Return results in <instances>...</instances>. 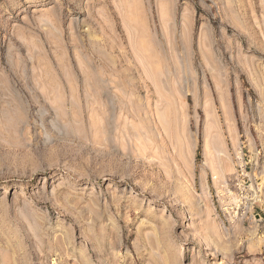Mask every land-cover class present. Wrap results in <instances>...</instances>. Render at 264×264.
Masks as SVG:
<instances>
[{"label": "rangeland", "instance_id": "1", "mask_svg": "<svg viewBox=\"0 0 264 264\" xmlns=\"http://www.w3.org/2000/svg\"><path fill=\"white\" fill-rule=\"evenodd\" d=\"M0 264H264V0H0Z\"/></svg>", "mask_w": 264, "mask_h": 264}]
</instances>
